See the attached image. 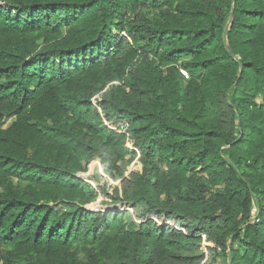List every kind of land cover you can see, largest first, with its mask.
Returning a JSON list of instances; mask_svg holds the SVG:
<instances>
[{
  "label": "trees",
  "instance_id": "16d2710c",
  "mask_svg": "<svg viewBox=\"0 0 264 264\" xmlns=\"http://www.w3.org/2000/svg\"><path fill=\"white\" fill-rule=\"evenodd\" d=\"M0 1V264H264V0Z\"/></svg>",
  "mask_w": 264,
  "mask_h": 264
},
{
  "label": "rangeland",
  "instance_id": "374dc122",
  "mask_svg": "<svg viewBox=\"0 0 264 264\" xmlns=\"http://www.w3.org/2000/svg\"><path fill=\"white\" fill-rule=\"evenodd\" d=\"M3 3L0 1V5H2ZM150 16H155V13H150ZM96 100L98 101V97H96L94 99V102L96 103ZM106 124L110 125V123L106 122ZM120 168L122 169L123 173H124V177L123 178H127L128 175L131 173V171H133V169L135 167V163H130L129 159H126L125 161L121 162L119 164ZM101 163L99 160H95L93 161L88 167H87V171L84 173H81L79 175V177L88 185H90L92 187V189L94 190L95 193L89 194V199L92 198V204H90L89 206H87L88 210L93 211L95 208H97L98 206L100 207L101 202H103V197L101 195L98 194V183L100 182L101 185L105 183V181H107L109 183L110 186H118L119 184H121L123 178L121 179H117V180H111L110 178L104 176L102 168H101ZM17 186L20 189H23L25 187V184L22 183H17ZM80 257H83V255H80ZM206 262L208 264H225L224 261L220 258H217L215 256H209L206 260Z\"/></svg>",
  "mask_w": 264,
  "mask_h": 264
},
{
  "label": "built area",
  "instance_id": "2783aa9c",
  "mask_svg": "<svg viewBox=\"0 0 264 264\" xmlns=\"http://www.w3.org/2000/svg\"><path fill=\"white\" fill-rule=\"evenodd\" d=\"M181 74L188 79V74L186 71L181 70ZM15 122V117L12 116H0V128L5 130L9 128ZM110 127V125L107 124ZM125 126L122 127V130H125Z\"/></svg>",
  "mask_w": 264,
  "mask_h": 264
}]
</instances>
